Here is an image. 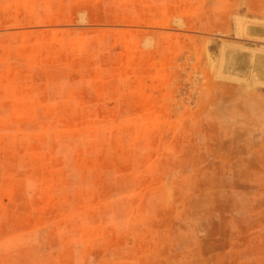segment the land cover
Returning <instances> with one entry per match:
<instances>
[{
  "label": "rangeland",
  "instance_id": "rangeland-1",
  "mask_svg": "<svg viewBox=\"0 0 264 264\" xmlns=\"http://www.w3.org/2000/svg\"><path fill=\"white\" fill-rule=\"evenodd\" d=\"M258 54L264 0H0V264H264Z\"/></svg>",
  "mask_w": 264,
  "mask_h": 264
},
{
  "label": "water",
  "instance_id": "water-1",
  "mask_svg": "<svg viewBox=\"0 0 264 264\" xmlns=\"http://www.w3.org/2000/svg\"><path fill=\"white\" fill-rule=\"evenodd\" d=\"M212 49H214V47H212ZM236 57H244V58H247L249 57V53H246V52H240V53H237L236 54ZM257 58L260 59H264V55H260L258 54L257 55ZM247 62L248 61H245V64H242V65H237L236 68L239 69V70H247Z\"/></svg>",
  "mask_w": 264,
  "mask_h": 264
},
{
  "label": "bare ground",
  "instance_id": "bare-ground-1",
  "mask_svg": "<svg viewBox=\"0 0 264 264\" xmlns=\"http://www.w3.org/2000/svg\"><path fill=\"white\" fill-rule=\"evenodd\" d=\"M256 63V62H255Z\"/></svg>",
  "mask_w": 264,
  "mask_h": 264
}]
</instances>
